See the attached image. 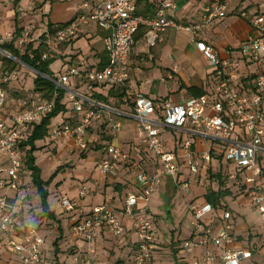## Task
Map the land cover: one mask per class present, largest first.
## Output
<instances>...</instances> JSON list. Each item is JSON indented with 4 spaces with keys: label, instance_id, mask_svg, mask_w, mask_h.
<instances>
[{
    "label": "built area",
    "instance_id": "2783aa9c",
    "mask_svg": "<svg viewBox=\"0 0 264 264\" xmlns=\"http://www.w3.org/2000/svg\"><path fill=\"white\" fill-rule=\"evenodd\" d=\"M10 0H0V4ZM74 1L77 4L74 16L67 22L44 29L38 34L31 30L14 34L10 40L0 39V44L11 41L19 50L31 44L44 49L42 60L54 58L55 51L64 42L75 38L81 28L94 23L105 30L103 39L107 56L106 63L99 69L84 71L78 65L68 66L63 73L53 79L56 86H68L72 78L86 81L89 90L94 83L108 87L124 84L129 70L128 58L134 37L140 26L145 27L144 39L148 46H155L160 34L168 27L187 31L190 42L213 66L214 83L211 92L190 96L180 104L163 98L149 99L137 96L131 107L135 120L139 144L153 159L150 171L140 170L136 174L138 188L127 191L119 209L109 203L93 205L83 215L72 220L74 236L86 244L94 242L103 230L113 236H121L125 227L122 217L127 218L135 234V248L130 264H156L153 252L156 246L157 231L148 213V202L156 193L164 178L177 182V174L184 166L189 174H198L210 165L213 151L207 148L197 153L194 138L211 139L222 144L218 153L223 161L233 165L226 171L227 179L241 192L254 208L264 226V189L258 182L261 168L258 155H264V14L261 9L248 12L241 9L237 15L255 31V36L243 42L239 57L221 58L218 51L202 40H197L198 32L214 19L227 15V5L214 0L203 6L196 22L182 24L173 20L168 12L176 8L175 0H158L155 12L149 17L136 13L137 0H56ZM30 3L31 0H30ZM264 6V1L262 3ZM10 35V34H9ZM24 47V48H25ZM0 52L14 60L0 47ZM254 66L255 73L249 86L239 79L241 63ZM23 64V63H22ZM17 67V66H16ZM14 67L0 76V235L11 252L18 257L19 264H41L43 258V237L31 226L21 229L22 198L27 192L24 177L28 173L25 165V150L21 143L26 140L35 123L51 112L54 96L43 98L33 89L23 92V84L18 68ZM29 67V66H28ZM30 68V67H29ZM72 102L79 119L65 120L47 126L46 137L50 142L63 137H71L79 151L88 149L86 129L92 120L99 117L98 107L106 106L97 101H89L87 107L78 100L72 91L65 92ZM168 127L188 132L169 148L161 135V128ZM115 132L119 122L111 126ZM115 161L129 163L130 153L121 146L110 142L104 147L98 162L99 172L107 175L113 171ZM225 173V172H224ZM184 188L188 185L183 182ZM89 189L85 184L77 189V198L63 197L60 206L64 212L73 213L79 200ZM188 208L192 213V235L180 243V248L190 254L198 247L203 252L191 258L187 264H242L248 252L233 247V223L227 209L214 208L211 204L191 201ZM68 264H96L87 253L74 254Z\"/></svg>",
    "mask_w": 264,
    "mask_h": 264
},
{
    "label": "crops",
    "instance_id": "0c3cea01",
    "mask_svg": "<svg viewBox=\"0 0 264 264\" xmlns=\"http://www.w3.org/2000/svg\"><path fill=\"white\" fill-rule=\"evenodd\" d=\"M157 1L137 0L136 13L144 17L153 15ZM175 1L176 8L168 12L169 16L176 22L188 24L196 22L203 6L214 0ZM263 1L223 0L222 2L228 8L227 15L208 23L198 32L197 40L211 44L218 51L221 58L239 57V46L249 38L254 37L255 31L237 15V12L241 9H246L248 12L261 9L264 12ZM31 2L30 0H10L0 4V36L3 37L5 33L14 32L15 28H21V31L28 30L30 27L35 26L36 22L42 30L48 29V22L54 24V26L63 24L74 16L77 7L74 1L31 0ZM144 31L145 27L140 26L135 34L128 58V75L123 85L110 88L94 83L92 89L89 90L86 81L72 78L68 86L62 87L66 93L72 91L76 98L83 102L84 107H87L91 100H97L107 105V107H98L99 117L93 119L89 127L92 133L90 135L86 133L85 135L88 141V149L84 157L88 153L89 143L93 141H98V146H96V149L90 150L100 149L102 153L97 159L94 156L90 158L95 160V169L98 171L99 177L94 179L95 184L91 188L88 186L87 195L79 200L77 209L73 213L68 214L62 210L60 199L63 197L77 198L78 192L76 189L74 192H69V196L67 192H48V206L55 214L57 221L43 216L36 188L31 183L28 173L24 177V183L28 190L22 198L21 229L26 230L33 226L36 231L51 236V244H48L46 237H43L41 264H68L65 258L71 257L72 259L74 254L84 256L85 253L89 254L96 264H130L136 237L127 218L122 217L125 231L121 236H113L109 231L103 230L100 236L89 245L74 236L71 228L72 220L78 215L88 212L93 205L105 202L113 205L118 210L124 193L137 190L136 174L140 170L150 171L153 168V159L151 160L150 154H147L139 144L137 136L136 141L129 139L117 144L129 150L132 162L115 161L113 171L107 175H102L98 168V162L105 147L102 142L105 141L106 144L115 143L118 139L117 134L121 131V124L116 120L117 118L125 119L127 129L132 130V132L135 130L136 133L131 107L137 96L149 99L163 98L174 104H180L193 96V92L199 89L204 93H209L212 90L214 83L213 66L190 42V34L187 31L168 27L160 34V40L155 46L146 44L143 36ZM105 34V30L94 23L83 26L75 38L62 43L56 49L53 60L57 59L58 65L53 68L52 62L51 65L49 64V69L53 75L63 73L70 65H78L84 71L101 68L107 61L103 42ZM185 36L189 39V43L188 39L185 42ZM82 39L86 42L83 43ZM254 73L255 68L253 65L245 62L241 63L239 79L242 84L249 86ZM21 82L23 92L32 89V79L30 86H27L24 80ZM62 103L66 105V111L51 118L48 125H54L68 119L75 121L80 118L81 115L75 112L72 102L68 100L66 94H64ZM130 121L134 123L131 124ZM116 122H119L120 128L114 132L111 126ZM97 133L101 134L98 135ZM188 134V132L179 129L161 128V135L169 148H172L180 137L184 138ZM39 141H36V145ZM49 144L52 147L47 148L44 154L49 159L51 157L49 156L50 151L56 155L65 150L82 153L75 148L71 137H63ZM58 148L59 151H57ZM193 148L197 153H202L207 148H211L215 154L220 152L223 146L218 141L197 137L194 138ZM258 164L261 168L258 182L264 189V155H258ZM227 165L221 157L220 159H212L209 166L226 173V171L231 170ZM59 166H61L60 170L49 183L54 182L55 186L63 189V181L68 174L67 168L60 165V162L56 159L48 166V172L53 173ZM177 178L180 182L187 181L188 187L176 186L172 178H167L159 186L153 197H157L156 195L166 196L168 192H181L187 205L191 201L199 204L206 202L204 199L205 186L206 182L208 184L210 181L205 180V170L198 174L189 175L186 168L181 166ZM48 187L49 185H47V189ZM232 191L228 197L238 199L239 195ZM243 197V203H248L247 198L244 195ZM221 201L226 205L224 200ZM226 209L230 211L233 223V247L248 252V257L242 260L241 263L264 264V226L259 216H257L258 214L248 217L237 216L227 205ZM68 217L70 218L68 219ZM37 218H40V220L36 221ZM256 220L258 221L257 224L255 223ZM191 221L192 216L187 221H181L179 228H175L169 234L155 227L157 240L153 259L156 264H187L191 258L203 252L202 247L194 249L190 254L185 253L180 248L181 241L190 237L193 233ZM0 264H19L18 257L5 245L2 235H0Z\"/></svg>",
    "mask_w": 264,
    "mask_h": 264
},
{
    "label": "rangeland",
    "instance_id": "374dc122",
    "mask_svg": "<svg viewBox=\"0 0 264 264\" xmlns=\"http://www.w3.org/2000/svg\"><path fill=\"white\" fill-rule=\"evenodd\" d=\"M29 30H31V34H33V33L38 34L41 32L42 28L36 22L35 26L30 27ZM12 35H13V32L5 33V35L3 37L0 36V39L10 40ZM186 37L187 36H185V38H184L185 42H187V39H188ZM82 42L85 43L86 41H84L82 39ZM188 43H189V39H188ZM24 47L25 46L23 45V47L20 49L21 52L24 50ZM3 56H5V54L0 52V58ZM51 64H53L52 65L53 68H56V66L58 65V60L57 59L53 60ZM16 68H18V70H19L22 81L24 80L26 82L27 86H30L31 85V78L33 77V74H35V71L32 70L31 68H29L27 65L22 64V63L18 64ZM0 76H2L1 72H0ZM116 120H118L121 124V131L117 134L118 139L115 141V143L121 144V143H123V141L129 140V139L136 141L137 135L135 133V130L132 132V130L127 129L126 120L123 118H117ZM129 123L132 124L134 122L130 121ZM135 126L136 125L134 124V127ZM86 133L88 135H90L92 133V131L89 130V128H87ZM100 134H98V135H100ZM99 142H100V139H99ZM49 143H50L49 140L45 136L38 143L40 148L35 150L33 153V155L35 157V164L39 168L40 178L44 181L49 180L52 173L48 172V166H50V164H52L54 161H56V159L60 162V165H63L64 168H67L68 174H67V177L65 178V180L63 181V189H59L57 186H55L54 182H51L48 184L49 185V187L47 189L48 192H67V195L69 196V192H74L75 189L77 190V188L81 186V184H85L87 186V188H88V186L91 188V186H93L95 184L94 179H97L99 177V174H98V171L95 169V160H91L90 158H92V156H94V157H96L95 159H97L98 156L102 153L101 152L102 150H100V149L90 150V149H96V146H98L97 145L98 141L97 142L93 141L92 143H89V150H88L86 157H81L80 153L78 151L65 150V151L59 153L58 155L54 154L51 151H50V154L46 153V154H49V156H51L50 159L47 158L46 155H44L45 150L47 148L52 147V145ZM102 143H103V145L106 146L105 141H103ZM123 149H125V148H123ZM125 150H127V149H125ZM57 151H59V148L57 149ZM127 151L129 152V150H127ZM85 152H87V150L82 151L83 154H85ZM130 152H131V150H130ZM147 154H149V153H147ZM211 156L215 159H220V157H216L213 154ZM151 160H152V157H151ZM227 164H228L227 166H229V169L233 168L232 164H229V163H227ZM203 170L204 169H201L200 172H202ZM213 170L216 171V169H213V167H211V166H207L205 169V180L207 179L210 181V183H208V184L206 182L205 191L208 188H211V187L215 188L216 187V184L214 182L216 180H214V179H212V177H210ZM186 171L189 174L187 169H186ZM189 175H194V174H189ZM167 178H164V180ZM183 182L187 183V181H181L180 182V181H178V179H177V182H174V183L176 186H178V185L183 186ZM226 183L231 185L230 187H231V190H233L232 192H236V194L239 195L238 199H236V200L231 198V197H228V195L223 197L222 200H224L226 202V205L230 209H232L233 212L237 216L241 215L244 217H246V216L248 217V216H252V215H257L258 213L254 208H252L248 203H243L244 197L241 194V192H238L236 189H233V188H235V186L232 185L230 181H227ZM156 196L157 197L152 196L153 198L152 197L150 198V200L148 202V213L147 214L150 216L153 225L155 227H158L162 232L169 234L175 228H179L181 221H184V220L187 221L192 216V213H191L190 209L188 208V205L185 203L184 196L181 194V192H168V194L166 196H161V195H156ZM85 198L87 199L88 197H85ZM66 213L70 214V212H66ZM40 218H43V217H40ZM40 218H37L35 220L38 221V220H40ZM69 218L70 217H68V219ZM255 223L257 224L258 221L256 220ZM38 232L42 237H44V238L46 237L48 244H51V241H50L51 236H49L48 234H44V233L42 234L40 231H38ZM70 259H71V257L65 258L66 263H69L71 261Z\"/></svg>",
    "mask_w": 264,
    "mask_h": 264
},
{
    "label": "trees",
    "instance_id": "16d2710c",
    "mask_svg": "<svg viewBox=\"0 0 264 264\" xmlns=\"http://www.w3.org/2000/svg\"><path fill=\"white\" fill-rule=\"evenodd\" d=\"M223 1V0H221ZM157 6V2H156ZM156 9V8H155ZM155 12V11H154ZM264 14V12H263ZM58 26V25H56ZM48 30H52L54 24L48 22L47 23ZM21 32V28H15L13 32L14 36L18 35ZM0 47L4 49L7 53H9L12 57L19 59L23 64L29 66L33 70L36 71L32 79V89L34 91H39L43 98H52L54 96L53 109L48 114L44 115L41 120L35 123L32 127L31 132L28 134L26 140L21 143V146L24 147L28 145L29 148L25 150V165L28 171L29 177L31 179V183L36 188V192L40 198V204L43 212V216L48 219L56 220L55 214L49 209L47 202V185L56 175V173L60 170V166L52 173L49 180L44 181L39 176V168L35 164V157L33 155L34 151L39 149L40 146L36 145V141L43 139L47 135V126L50 123L51 118L57 116L59 113L66 111V105L62 103V99L65 94V90L56 86L53 82L55 79L53 73L49 69V64L53 61L42 60L41 54L43 52V48L41 45L38 47H33L31 44H28L24 50L21 52L18 48L13 46L11 41L4 42L0 44ZM17 66V63L9 57L3 56L0 58V72L4 74L8 71H11L14 67ZM113 88V87H110ZM204 92L199 89L193 92V96H199ZM216 157H220V154H214ZM81 157H84V154L80 153ZM216 184V187H211L206 189L204 193V199L207 203L211 204L214 208H222L226 209V205L222 203V198L229 195L231 190V185L226 183L228 181L226 173L220 170H213L210 175ZM216 178V179H215Z\"/></svg>",
    "mask_w": 264,
    "mask_h": 264
}]
</instances>
